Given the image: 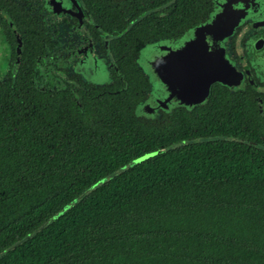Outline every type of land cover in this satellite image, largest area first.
Segmentation results:
<instances>
[{"label":"trees","instance_id":"1","mask_svg":"<svg viewBox=\"0 0 264 264\" xmlns=\"http://www.w3.org/2000/svg\"><path fill=\"white\" fill-rule=\"evenodd\" d=\"M80 1L82 21L0 0V264H264L251 87L215 83L193 108L136 113L153 87L141 50L206 22L211 2ZM83 40L108 80L74 71Z\"/></svg>","mask_w":264,"mask_h":264},{"label":"water","instance_id":"2","mask_svg":"<svg viewBox=\"0 0 264 264\" xmlns=\"http://www.w3.org/2000/svg\"><path fill=\"white\" fill-rule=\"evenodd\" d=\"M50 6L58 12H70L62 8L57 0H52ZM75 15L81 16V10ZM225 15L220 7L206 22L189 30L181 38L180 43L167 39L143 48L148 51L149 47H153V55L156 53V57H152L148 63H142V59L139 58L141 66L149 75L152 86L156 79L162 83L165 91L161 96L156 95L152 89L145 102L137 107L138 115L151 118L157 109L169 110L177 106H186L190 109L206 100L213 84L221 83L232 87L241 83L242 74L228 59L223 47L225 38L240 24L241 18L238 16L227 18ZM89 47L92 48V45ZM89 47L79 49L77 55L80 56L81 51H87ZM89 59L93 61L94 66L95 61L101 63L93 49L81 65L83 66ZM101 67L99 64V68L95 66L92 71H98ZM190 69H208L211 72L201 78L197 87L192 89L185 83V73Z\"/></svg>","mask_w":264,"mask_h":264},{"label":"flooded vegetation","instance_id":"3","mask_svg":"<svg viewBox=\"0 0 264 264\" xmlns=\"http://www.w3.org/2000/svg\"><path fill=\"white\" fill-rule=\"evenodd\" d=\"M51 1L52 0H45V4L49 7L50 11H53L56 15L60 17L65 15L80 21L84 19L85 9L80 0H57L61 3L62 8L70 10V12H58L52 9L50 6ZM65 1L69 4L68 6L65 4ZM209 1L212 4V8L206 20H208L220 7L223 12H225L227 18H234L235 16L241 18L240 24L223 42L226 56L242 74L241 83L232 86V88L251 87V91L254 92L258 102L259 110L264 116V0ZM79 10H81L82 15H75ZM90 45H92V48L89 47ZM86 46L89 47V50L82 51V53H80L81 58L78 59L75 64L85 61L82 59L84 58L83 54L84 52L89 53L91 49L94 50L98 57H102L98 54L94 44L91 42L86 43L83 40L78 44L76 49L79 50Z\"/></svg>","mask_w":264,"mask_h":264},{"label":"rangeland","instance_id":"4","mask_svg":"<svg viewBox=\"0 0 264 264\" xmlns=\"http://www.w3.org/2000/svg\"><path fill=\"white\" fill-rule=\"evenodd\" d=\"M65 4L67 6L69 5L67 3V1H65ZM181 41H182V39L175 40V42H179V43ZM159 42L160 41H155L152 44L159 43ZM219 44L221 45L222 42L221 43L219 42ZM223 47H224V44H223ZM85 48H87V46ZM80 49H84V48H80ZM81 53H82V51H81ZM87 54L88 53L84 52V54H83L84 58H82V59L86 60ZM155 54L153 55V47H149L148 51L143 49L142 54L140 56V58L142 59V63H148V61L152 57H154V58L156 57ZM80 58L81 57L79 55H76L74 57V62L76 63L77 60ZM98 58L101 60V63L100 62L98 63L97 61H95V63H96L95 66L97 69L99 68V64L102 66L98 71L97 70L92 71L93 69H95V66L93 64V61H91L90 59L87 60L86 63H83V66L81 65L80 62L77 64H74L75 66H73V69H74V71L82 74L85 77V79L89 82H95V83L102 82V81L104 82V81L108 80V71L110 68V63L106 57H98ZM82 62H84V61H82ZM9 70H10V47L7 43L4 32L0 27V80L6 76V74ZM152 89L156 95L160 94L161 96H163V93L165 91V88L162 85V83L160 81L158 82L156 79L153 81ZM154 99H155V97H154ZM159 110L160 109H157L153 113V116H155ZM119 170H117L116 172H118ZM89 189H87V191ZM87 191H85V193Z\"/></svg>","mask_w":264,"mask_h":264},{"label":"snow or ice","instance_id":"5","mask_svg":"<svg viewBox=\"0 0 264 264\" xmlns=\"http://www.w3.org/2000/svg\"><path fill=\"white\" fill-rule=\"evenodd\" d=\"M211 70L208 69H190L185 73L186 86L195 89L198 81L204 76L210 74Z\"/></svg>","mask_w":264,"mask_h":264}]
</instances>
